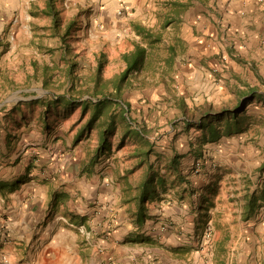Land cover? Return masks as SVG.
Returning <instances> with one entry per match:
<instances>
[{
	"label": "crops",
	"instance_id": "crops-1",
	"mask_svg": "<svg viewBox=\"0 0 264 264\" xmlns=\"http://www.w3.org/2000/svg\"><path fill=\"white\" fill-rule=\"evenodd\" d=\"M260 1L227 0L226 10L212 14L209 19L208 42L207 36H199L193 50L186 47L182 34L176 35L175 45H167L192 51L187 66L193 67L194 73L189 76L193 74L199 87L198 96L192 98L198 100L197 104L230 102L251 87L264 85V0L253 5ZM0 3L3 5L0 13L15 14L19 5H23L27 10L24 18H42L48 21L46 28L49 25V18L40 14L46 0H0ZM56 4L67 12L73 7L79 12V8L84 20V23L79 20L80 27L87 20L92 30L106 28L107 22L118 24L115 20L118 10L123 15L131 12L128 21L131 28L132 23L141 20L143 9L154 8L152 0H57ZM179 4L184 10L185 4ZM79 13L68 14L71 18ZM183 20L182 15L166 18L167 23L176 22L178 26ZM193 24L199 26L201 21ZM152 26L145 27L152 32ZM211 47L215 50L209 54ZM211 68L222 79L213 77ZM255 73L259 79L256 82L252 80ZM204 79H208L206 84ZM190 81L187 79L186 83ZM225 83L232 89L228 95L222 94ZM261 114L258 118L262 127L257 136L254 129L243 128L229 136L219 128L221 135L217 140H202L188 149L181 143L176 150L178 179L187 184L186 188L158 194L155 201L147 204L146 219L141 226L131 218L133 205L119 201L122 193L116 180L124 173L117 155L101 158L94 164H90V159L85 161L67 183V175L71 177L66 173L70 166L68 158H53L50 146L45 150L41 147L43 143L25 144L17 153L9 154L8 161L1 151L0 264H202V254L207 250L203 247L209 243L201 238L206 213L203 205L209 201L217 181L221 189L222 180L229 182L232 172L240 182V167L249 164L248 157L260 152L264 156V112ZM181 128L186 130L185 123ZM197 162L201 168L195 173L192 166ZM234 166L239 168L235 170ZM112 189L113 197L109 195ZM109 197L112 200L106 206ZM215 256L218 257L217 251ZM228 259L227 252L225 260Z\"/></svg>",
	"mask_w": 264,
	"mask_h": 264
},
{
	"label": "rangeland",
	"instance_id": "rangeland-1",
	"mask_svg": "<svg viewBox=\"0 0 264 264\" xmlns=\"http://www.w3.org/2000/svg\"><path fill=\"white\" fill-rule=\"evenodd\" d=\"M262 1L258 4L253 2V5H260ZM226 2L227 0H152L154 8L143 9L142 18L137 22L143 27L153 25L152 32L162 37V42L151 51L156 56L155 64L160 70L155 73L147 71L138 75L139 80L133 81V86L122 93L120 104L125 110L126 106L128 109L124 114L129 121L128 130L142 132L152 146L153 152L150 154L149 163L153 165L155 171L163 176L164 190L168 193L175 190L181 192L186 188L184 184L187 185L179 180L174 172L166 169V165L169 164L168 158L176 155V150L181 143L188 149L190 145H197L204 137V132L197 128L182 130L184 119L182 106L193 110L206 103L210 104L217 112L233 107L239 98L230 102L228 100L222 103L204 101L202 104H197L198 100L192 98L198 96L199 87L193 81V79L195 80L192 78L193 74L189 76L194 73L193 67L187 66L188 60L193 57L192 51L189 49L182 51L181 48L175 46L176 57L174 60H170L172 61L170 68H165L163 72L166 59L169 58L166 46L168 44L175 45L176 35L179 34H182L186 47L192 48V50L195 47L194 42L199 40V36H207L206 41L208 42L209 19L212 14H222L226 10L225 7L228 4ZM174 3H184L187 7L182 10ZM2 6L0 3V12ZM13 7L17 8V5H13ZM58 7L61 10L59 4ZM18 9L15 14L6 11L0 13V155L3 151L5 159L8 161L9 154L13 151L17 153L23 145L37 146V144L43 143L41 147L45 150L49 146L51 147L53 158L60 160L68 158L67 162L70 166L66 169L68 170L66 173L71 176L68 178L67 175L66 177L68 183L74 179L73 176H76L82 164L93 155L104 118L101 117L89 130H82L89 113L87 112L88 114L84 118H80V108L77 107L74 111L63 116L61 114L62 106L59 105L58 117H55L54 112L50 114L52 120L49 127L51 128L42 130L43 126L39 125L37 117L38 112L43 111L45 105L48 103L54 105L53 98L58 95L66 97L71 95L78 97L79 95L69 92V87L63 83L62 63L59 58L60 43L56 38L48 35L49 31L46 29L48 21L42 18H24L27 15L26 8L19 5ZM88 9L90 8L88 7ZM71 10L68 12L61 10L63 22L70 18L68 13L80 12L79 8V12H76L75 7ZM126 12L122 16H116L117 12L115 13L117 17L115 20L125 23L124 27L119 23L114 26L113 23L107 22L106 28L101 30L96 27V30H92L89 26L90 23L86 22L87 20L85 21L86 26L83 24L84 26L79 27L76 34L78 35L77 41L70 40L72 47L79 54L78 74L87 73L89 66L93 65L91 55L93 51L105 48L110 54V65L106 72L109 75L120 66L118 62H113L118 47L122 51L125 50L127 40L147 45L140 36L136 35L131 26L129 28L128 21L131 12L129 10ZM81 14H74V16L82 21L83 14ZM146 14L147 16H145ZM179 15H182V19H184L179 26L176 22L173 25L166 22L167 16L176 18ZM199 21H201L199 26L193 24ZM213 47L209 49V54L212 50V53L214 52ZM45 66L48 68L46 69ZM210 70L213 77L217 80L218 78L222 79V77L215 76L218 71L216 72L212 68ZM255 70L254 72H256ZM227 73H229V69ZM187 79H191V81L186 83ZM252 80L259 81L256 73ZM207 81L208 79H204L203 82L206 84ZM223 87V95H228L229 90H232L229 89V83H225ZM251 88L264 91V85ZM182 97L186 98V103ZM38 99L39 103H34ZM83 99H89V97L85 95ZM81 100L82 98L79 101ZM29 108L34 110V116L26 126L22 121V114L26 113ZM246 111L249 119L244 123L248 125L247 128L254 129L255 133L257 131L260 133L262 126L258 117L262 115L261 112H264V100H257L249 104ZM217 121L219 120H215V125L223 129L224 124ZM125 131V125H120L116 136L111 139V150L97 159L100 161L101 158L117 155L116 160L118 158V161L123 165L124 176H118L116 180L120 185L122 194L119 201L122 204L131 193V186L141 179L147 167V163L140 167L138 165L140 159L134 156L135 150H141L140 140L136 137L131 139L129 136L122 140L121 137ZM80 132L81 136L76 139ZM258 132L255 136L258 135ZM249 140L251 141V139ZM251 144L253 145L252 142ZM251 149L252 147H250V153ZM197 151L199 150L197 149ZM46 152L49 153V150ZM261 153L251 154L248 157L249 164L240 167L242 175L240 182L237 181L236 174L230 172L229 182L222 180L220 184L222 188L219 189L217 181L216 186L212 188L209 201L203 205L206 213L203 215L201 238L204 237L207 226L211 228L212 234L209 243L203 247L207 250H204V254H202V264H261L264 260V207H261L251 219L246 221L242 218L245 198L247 195L258 193L264 184V156H261ZM1 158L3 159V157ZM7 161L2 160L1 162ZM197 164L201 168L200 162L193 163L192 167L195 173L200 171V168L196 169ZM238 165L241 166V162ZM237 168L239 167L234 166L235 170ZM56 173L59 172L56 171ZM110 185L113 183L110 182ZM160 193H163L162 189L158 190V194ZM191 193L195 195V191ZM192 194L188 195L189 199H192ZM109 195L113 197V189L112 192L110 190ZM110 199L109 197L105 201L106 206ZM216 251L218 257L215 256ZM227 252L229 254L228 261L225 260Z\"/></svg>",
	"mask_w": 264,
	"mask_h": 264
},
{
	"label": "trees",
	"instance_id": "trees-1",
	"mask_svg": "<svg viewBox=\"0 0 264 264\" xmlns=\"http://www.w3.org/2000/svg\"><path fill=\"white\" fill-rule=\"evenodd\" d=\"M56 1L46 0L45 7L40 10V14L49 18V25L46 29L49 30L50 36L56 38L60 43L59 58L62 63L61 73L64 79L63 83L69 87V92H75L79 96H55L52 101L55 104L51 105L48 103L45 105L44 110L38 112L37 121L39 125L44 127H42V130L50 129L49 123L52 120L50 114L54 112L55 117H58L57 111L59 112V105L62 106L61 114L63 116L74 111L77 107L80 108V118H84L89 113L88 119L82 126V130H89L95 122L103 117L104 120L101 123L99 140L93 155L90 157V164H94L97 159L111 150V139L116 136L120 125H125L126 128L121 137L122 140L127 139V136L131 137V139L136 137L140 140L141 150H135L134 156L140 159L138 164L140 167L145 163H147V167L141 179L134 186H131V193L124 202L130 206L133 205L134 211L130 214L131 218L138 226H141L146 219L147 204L156 200L159 189L164 190L165 180L158 171H155L153 165L149 163L150 154L153 152L149 141L144 137L142 132H131L128 130L130 127L129 121L124 116L128 109L127 106L126 110L122 107L120 98L125 90H129L133 86V81L139 80L138 75L144 74L147 71L155 73L160 70L155 64L156 56L151 51L162 42V37L137 23H132L131 27L136 35L140 36L147 43L146 46L134 40H127V48L125 50L122 51L118 47V52L113 62H118L120 66L109 75L106 72L110 65V54L107 53L105 48L93 51L91 52L93 65L89 66L87 73L78 74L80 67L79 54L72 47L70 40L77 41L78 35L76 34L80 29V23L77 16H73L63 22ZM174 5L182 6L177 3H174ZM184 6L187 7V5ZM166 49L169 58L166 59L165 66L162 69L163 72L165 68H170L172 62L170 60H174L176 57L175 46L169 45L166 46ZM45 67L46 69L48 68L47 66ZM85 95L89 99H83ZM80 98H82L81 101H79ZM94 99L95 101H93ZM260 99L264 100V95L256 88H250L248 92L239 98V101L233 107L217 112L214 111L210 104L206 103L195 107L193 110H188L187 107L182 106L183 123H185L187 130L197 128L203 131V140L213 141L217 140L221 135L219 127L214 123L215 120H219L217 122L224 124L223 133L231 136L241 129L248 127L244 123L249 119V116L246 114V108L249 104ZM34 103H39V99ZM33 111L29 108L26 110V113L23 112L22 114V121L26 126L29 125V120L34 116ZM27 114L30 115L27 116ZM81 134L80 132L76 136V139ZM206 134L208 135L206 136ZM167 168L174 172L177 178L180 176L178 156L175 155L171 158L169 164L166 165ZM261 207H264V184L258 193L247 195L245 198L244 209L242 211L243 220L247 221L254 217ZM261 264H264V260Z\"/></svg>",
	"mask_w": 264,
	"mask_h": 264
},
{
	"label": "built area",
	"instance_id": "built-area-1",
	"mask_svg": "<svg viewBox=\"0 0 264 264\" xmlns=\"http://www.w3.org/2000/svg\"><path fill=\"white\" fill-rule=\"evenodd\" d=\"M116 14H117V16H122L123 15V11L118 10ZM198 168H200L199 164H197L196 169H198ZM211 234H212L211 228L209 226H207L205 231H204V237L203 238L205 240H207V241H210Z\"/></svg>",
	"mask_w": 264,
	"mask_h": 264
}]
</instances>
